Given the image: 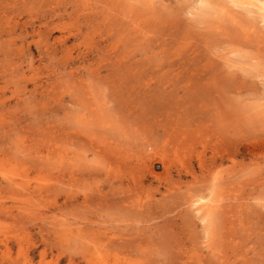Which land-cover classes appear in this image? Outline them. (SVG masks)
<instances>
[{
  "label": "rangeland",
  "instance_id": "374dc122",
  "mask_svg": "<svg viewBox=\"0 0 264 264\" xmlns=\"http://www.w3.org/2000/svg\"><path fill=\"white\" fill-rule=\"evenodd\" d=\"M198 1L0 0V264H264V20Z\"/></svg>",
  "mask_w": 264,
  "mask_h": 264
},
{
  "label": "bare ground",
  "instance_id": "6f19581e",
  "mask_svg": "<svg viewBox=\"0 0 264 264\" xmlns=\"http://www.w3.org/2000/svg\"><path fill=\"white\" fill-rule=\"evenodd\" d=\"M210 1L211 0H199L198 1L199 2V6H201L200 7L201 11H202V9L204 11L210 9V7H211ZM230 2L232 3V5L234 4L236 7L240 8V9H243V10H245L248 13L258 14V12H260L262 14V17H263V20H264V0H230ZM195 7H196V5H195ZM196 10L199 11L198 9H196ZM199 13H200V11H199ZM200 15H201V13H200ZM259 16L261 17L260 14H259ZM193 201L194 202H192L191 204L196 207V210H194V211H196L199 214H201L200 218L202 219L203 223L207 224L210 221V219L212 218V211H213V206H214L212 202L214 200L211 201V199L209 200V199H205V198H198L197 200H193ZM206 224H204V225L205 226H210L209 224H207V225Z\"/></svg>",
  "mask_w": 264,
  "mask_h": 264
}]
</instances>
